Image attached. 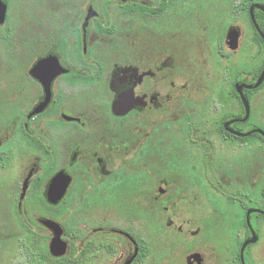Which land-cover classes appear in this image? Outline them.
I'll return each mask as SVG.
<instances>
[{
    "label": "flooded vegetation",
    "instance_id": "flooded-vegetation-1",
    "mask_svg": "<svg viewBox=\"0 0 264 264\" xmlns=\"http://www.w3.org/2000/svg\"><path fill=\"white\" fill-rule=\"evenodd\" d=\"M26 1L0 23V264H264V0Z\"/></svg>",
    "mask_w": 264,
    "mask_h": 264
},
{
    "label": "rangeland",
    "instance_id": "rangeland-1",
    "mask_svg": "<svg viewBox=\"0 0 264 264\" xmlns=\"http://www.w3.org/2000/svg\"><path fill=\"white\" fill-rule=\"evenodd\" d=\"M42 2L45 4L46 2H48V0H42ZM8 3H9V15L7 18V25H10L11 23L15 22V20H16L18 26L24 27L25 26L24 25V19H19L18 17L24 15V13H26L29 10V6H28L29 3H27L26 0H8ZM34 5H35V7H33L34 10L36 9V7L39 10L42 9L41 2L36 1L34 3ZM42 10L46 11L47 9L45 8ZM21 21H22V24H21ZM12 162L13 161H10V160L7 161L6 166H9V167H8V169H6L2 172L1 186H3V187H8V188L13 187L15 182H16V177L18 176L17 170L24 168L23 164H22L21 168H17V166H15V168H14L15 164H14V162L13 163Z\"/></svg>",
    "mask_w": 264,
    "mask_h": 264
},
{
    "label": "water",
    "instance_id": "water-1",
    "mask_svg": "<svg viewBox=\"0 0 264 264\" xmlns=\"http://www.w3.org/2000/svg\"><path fill=\"white\" fill-rule=\"evenodd\" d=\"M98 13L99 12V7L96 5V3H93L91 9H90V15H92L93 13ZM6 12H7V0H0V23L3 24L5 22V18H6ZM233 36V33H230V38ZM115 110L122 108V101L121 99H119L115 105ZM57 183H60L59 177H56L53 180V184H52V189L56 188L57 190L60 189V185H57ZM61 197L60 193H51L49 195V200L53 203H56L59 201ZM58 238H55L53 243H52V251L53 253H55L56 255H59L60 252L58 251Z\"/></svg>",
    "mask_w": 264,
    "mask_h": 264
}]
</instances>
